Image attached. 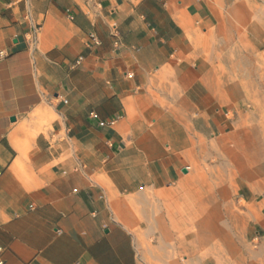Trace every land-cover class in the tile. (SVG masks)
<instances>
[{
    "label": "crops",
    "instance_id": "crops-1",
    "mask_svg": "<svg viewBox=\"0 0 264 264\" xmlns=\"http://www.w3.org/2000/svg\"><path fill=\"white\" fill-rule=\"evenodd\" d=\"M257 1L0 0V264H140L114 207L231 124L218 19ZM246 34L264 61L259 11Z\"/></svg>",
    "mask_w": 264,
    "mask_h": 264
},
{
    "label": "rangeland",
    "instance_id": "rangeland-1",
    "mask_svg": "<svg viewBox=\"0 0 264 264\" xmlns=\"http://www.w3.org/2000/svg\"><path fill=\"white\" fill-rule=\"evenodd\" d=\"M250 10L264 15V2L257 1L251 7L250 2L240 3L233 17L218 19L222 33L212 51L224 87H235L238 94L237 109L228 116L231 124L220 134L205 137L189 131L192 146L182 155L173 188L182 185L183 189L159 198L148 194L141 202H129L122 209L114 207L117 220L134 235L140 264H209L212 257L208 253L197 263L187 261L180 249L183 236L179 234L178 209L186 207L187 191L192 194L193 206L204 208L206 219L216 213L226 223L228 233L218 240L214 256L219 264H264V177L254 182L245 178L244 185L237 187L238 180L228 178L231 166L224 152L234 149L240 154L243 147L264 146V61H250L246 34ZM223 101L231 107L228 100ZM226 206L234 214L232 224L223 217Z\"/></svg>",
    "mask_w": 264,
    "mask_h": 264
},
{
    "label": "bare ground",
    "instance_id": "bare-ground-1",
    "mask_svg": "<svg viewBox=\"0 0 264 264\" xmlns=\"http://www.w3.org/2000/svg\"><path fill=\"white\" fill-rule=\"evenodd\" d=\"M233 151L234 149H224L229 157L227 160L228 166H231V170L228 171V178L235 182L238 180L237 187L238 185H244L245 178L254 182L258 178L264 177V146L257 145L253 147L251 145L250 147H243L240 154H235ZM178 188L183 189V186L179 185L174 191ZM185 196L186 207L178 209L179 234L181 233L183 236L180 243L181 252L186 255L187 261H196L197 263L201 262V258L206 252L212 257L208 262L209 264H219L214 256H217L218 253V240L228 233V228L224 227L226 223L221 222L216 213H210V218L206 219L204 208L196 209L193 206V197L190 191H187ZM233 216L232 210L226 206L223 214L225 221L227 220L228 223L231 222L232 224Z\"/></svg>",
    "mask_w": 264,
    "mask_h": 264
},
{
    "label": "water",
    "instance_id": "water-1",
    "mask_svg": "<svg viewBox=\"0 0 264 264\" xmlns=\"http://www.w3.org/2000/svg\"><path fill=\"white\" fill-rule=\"evenodd\" d=\"M186 172V170H183V173H185Z\"/></svg>",
    "mask_w": 264,
    "mask_h": 264
}]
</instances>
